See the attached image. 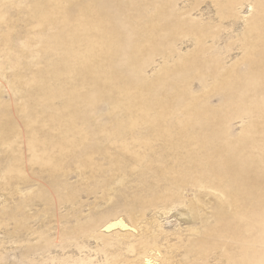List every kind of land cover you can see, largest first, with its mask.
<instances>
[{"label":"rangeland","instance_id":"1","mask_svg":"<svg viewBox=\"0 0 264 264\" xmlns=\"http://www.w3.org/2000/svg\"><path fill=\"white\" fill-rule=\"evenodd\" d=\"M3 1L0 264H263L264 0Z\"/></svg>","mask_w":264,"mask_h":264},{"label":"bare ground","instance_id":"2","mask_svg":"<svg viewBox=\"0 0 264 264\" xmlns=\"http://www.w3.org/2000/svg\"><path fill=\"white\" fill-rule=\"evenodd\" d=\"M251 45H252V43H251ZM253 46V45H252ZM254 47V46H253ZM252 47V51H253V48ZM3 125V124H2ZM35 144V143H34ZM33 146V149L35 148L34 147V145H32ZM39 147V146H38ZM37 148V147H36ZM17 174V173H16ZM12 177V176H11ZM117 227H120V228H127V225L123 222V221H120V222H117V223H115V222H113L112 224H110V225H108L107 226V229L106 230H113L114 228L116 229ZM119 228V229H120ZM238 251V250H237ZM234 252H236V251H234ZM237 253V252H236ZM239 253V252H238ZM230 256H232V258L231 259H233L234 257H236V256H233V255H237V254H232L231 255V253L229 254ZM229 256V257H230ZM237 258V257H236ZM260 258V257H259ZM235 259V258H234ZM238 259V258H237ZM263 259V258H262ZM239 261V260H238ZM254 261V260H253ZM234 262H237L236 260L234 261L233 260V262L232 263H234ZM258 262V261H257ZM254 263H256V262H254ZM235 264V263H234ZM237 264H243L242 262H237ZM250 264H251V262H250ZM264 264V263H263Z\"/></svg>","mask_w":264,"mask_h":264},{"label":"water","instance_id":"3","mask_svg":"<svg viewBox=\"0 0 264 264\" xmlns=\"http://www.w3.org/2000/svg\"><path fill=\"white\" fill-rule=\"evenodd\" d=\"M5 1L8 2V1H11V0H4L3 2H5ZM12 86H13L12 88L14 89L15 92H18V91L21 92V89H20V88H15L14 85H12ZM18 89H19V90H18ZM16 90H18V91H16ZM19 92H18V94H19ZM103 98H104V97H103ZM103 98H102V99H103ZM104 100L106 101V99H104ZM120 107H121V106H120ZM121 108H122V107H121ZM122 109H123V108H122ZM110 111H111V110H110ZM124 112H126V111H124ZM124 112H123V113H124ZM121 114H122V113H121ZM131 114L133 115V113H131ZM131 114H130V113H126V115H129V116H131ZM111 115H112V112H111V114L108 115V117H110ZM126 115L123 114V117H124V118H123V119H120V120H124V119L127 118L126 121H125V123H124V122H123V123H120L121 126H127V124L130 125L132 122L134 123L133 120L131 121V118H132V117H129V116H126ZM120 116H121V115H120ZM128 118H130V119H128Z\"/></svg>","mask_w":264,"mask_h":264}]
</instances>
